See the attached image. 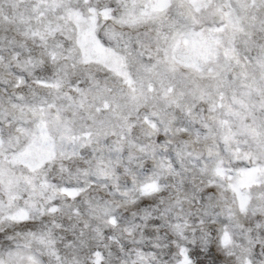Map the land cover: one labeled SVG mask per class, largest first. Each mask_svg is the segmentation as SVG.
I'll return each mask as SVG.
<instances>
[{
  "label": "snow or ice",
  "instance_id": "1",
  "mask_svg": "<svg viewBox=\"0 0 264 264\" xmlns=\"http://www.w3.org/2000/svg\"><path fill=\"white\" fill-rule=\"evenodd\" d=\"M0 264H264V0H0Z\"/></svg>",
  "mask_w": 264,
  "mask_h": 264
}]
</instances>
